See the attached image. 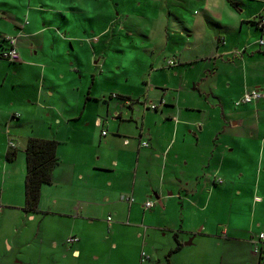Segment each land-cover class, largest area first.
Returning a JSON list of instances; mask_svg holds the SVG:
<instances>
[{"label": "rangeland", "instance_id": "1", "mask_svg": "<svg viewBox=\"0 0 264 264\" xmlns=\"http://www.w3.org/2000/svg\"><path fill=\"white\" fill-rule=\"evenodd\" d=\"M261 3L249 0L243 12L248 25L240 33L233 13L224 18L229 25L219 26L214 17L202 13L201 0H0L4 22L21 27L27 21L31 23L25 35L16 36L20 60H0V139L15 135L21 147L25 136L52 135L60 126L57 118L64 123L75 117L88 95L99 97L87 100L88 117L80 124L93 132L94 140L98 130L95 122L99 120L101 126L102 117L116 109L134 113V120L129 118L131 121L124 124L136 132V122L142 123L146 114L151 121L162 106V88L177 97V106L196 108L186 118L201 121L202 72L206 69L201 60H227L222 51L233 47L236 35L259 37L251 15L261 9ZM58 6H62L60 12ZM221 33L232 42H220ZM147 106L158 107H150L152 111L146 113ZM176 118L177 122L183 119ZM134 142L130 141L131 149L138 147ZM195 198L199 202L195 209L190 204L186 209L183 205L184 211L181 205L176 206L178 213L185 215V223L188 221L185 226L199 229L210 213L201 209L205 204V200L201 203V193ZM176 206L171 202L169 213L173 215ZM211 213L225 216L218 210L211 209ZM108 214H112L110 221ZM164 218L151 215L144 227L142 222L119 221L105 209L93 222L71 218L57 221L54 215L39 213L32 220L23 209L4 206L0 238L9 237L16 247L18 243L4 264H18L17 249L22 251L19 258L24 264H161L172 242H176ZM82 233L86 234L84 245V241L68 243L73 236L81 240ZM188 237L185 242L192 239ZM54 241L58 249H52ZM0 248L6 250L4 242H0ZM217 251L214 244H205L199 238L172 254L170 263L203 264V256L206 264H212L218 258ZM43 253L46 256L42 257Z\"/></svg>", "mask_w": 264, "mask_h": 264}, {"label": "crops", "instance_id": "2", "mask_svg": "<svg viewBox=\"0 0 264 264\" xmlns=\"http://www.w3.org/2000/svg\"><path fill=\"white\" fill-rule=\"evenodd\" d=\"M262 2L261 9L251 15L255 18L253 24L260 32L259 37L256 34L250 38L236 35L233 47L228 52L222 51L227 60H201L206 63L202 72L201 121H194L189 116L186 118L185 115L196 108L177 106V97H171L168 88H162V106L156 110L151 121L146 114L142 123L132 124L136 132L124 124L131 121L129 118H134V113L124 114L116 109L102 117L101 126L99 120L95 122L94 127L98 130L94 140L93 132L80 124L88 117L87 100L99 97L88 95L84 107L77 111L75 117L64 123L57 118L60 126L52 135L39 133L25 136L23 148L15 135L13 138L10 134L6 139L2 137L0 187L6 192L4 189L0 191V214L7 206L23 209L26 217L32 220L39 213L45 217L54 215L57 221L71 218L93 222L102 210L109 209L119 221L126 220L130 224L142 222L141 226L151 215L160 214L165 217V225L176 240L165 256L178 241L183 246L173 254L201 238L205 244H214L218 248V258L212 264H261L264 242L259 254L255 251V240L264 232V44L259 43L260 39L264 40V28L255 22L264 16V0ZM248 3L249 0H201V10L223 27L229 25L224 22L225 16L233 13L242 33L248 25V19L243 15ZM62 6H58L59 12ZM28 23V26L21 27L12 21L4 22L0 17V47L6 44V36L20 38L25 35L31 24ZM224 36L222 33L219 35L220 42H232ZM227 48L228 43H225L224 49ZM256 88L262 90L261 98L247 104H235L240 96ZM110 99L115 98L111 96ZM149 111L152 109L147 106L146 113ZM177 115L185 118L177 122L174 120ZM73 123L77 125L69 129ZM104 130H108L106 135ZM30 137L52 138L59 142V162L54 168L52 182L42 187L38 212L24 210L27 175L24 148ZM131 140L135 141L137 148L131 149ZM144 141L150 145L143 146ZM11 143L18 150L14 160L7 159ZM19 148L25 156L20 155ZM200 193L201 203L205 200L200 208L210 215L199 229H194L185 226L188 221L185 223L186 217L178 213L176 205H181L182 211L187 204L195 209L199 203L195 197ZM123 194L132 195L134 201L121 199ZM149 199L154 200L155 205L146 208L145 203ZM171 202L173 207L176 206L173 215L168 211L172 209ZM142 208L144 211L138 218ZM211 209L223 212L225 216L216 217ZM109 216L112 214L107 215V220ZM1 222L0 219V225ZM188 236L192 239L185 242ZM78 241H84V245L86 234L82 233ZM0 242L6 246V250L0 248V264H4L18 243L16 247L9 237H1ZM51 247L58 249V242L51 243ZM205 248L209 249L208 246ZM17 250V262L24 264L19 258L22 251ZM44 254L42 257L46 256ZM202 263H207L203 256Z\"/></svg>", "mask_w": 264, "mask_h": 264}, {"label": "trees", "instance_id": "3", "mask_svg": "<svg viewBox=\"0 0 264 264\" xmlns=\"http://www.w3.org/2000/svg\"><path fill=\"white\" fill-rule=\"evenodd\" d=\"M255 24L257 23L255 22ZM58 145L59 142L52 138L30 137L28 139L25 148L27 175L25 181L26 203L24 206V210L27 212L39 211L42 187L52 182L54 168L59 162ZM17 154L18 150L11 146L7 153V159L14 160ZM175 236L177 237L178 234ZM182 246L183 244L178 241L176 247L168 252L166 261L161 264H171L170 256L178 252Z\"/></svg>", "mask_w": 264, "mask_h": 264}, {"label": "built area", "instance_id": "4", "mask_svg": "<svg viewBox=\"0 0 264 264\" xmlns=\"http://www.w3.org/2000/svg\"><path fill=\"white\" fill-rule=\"evenodd\" d=\"M257 24L258 26L264 28V16H260L257 19ZM5 45H1L0 47V60L4 59V60H9L11 62H15L20 60L21 58V53L17 44V38L15 36H6L5 37ZM260 44H264V40L260 39L259 40ZM169 64H173V62H169ZM263 96V92L261 89H253L251 91L246 92L239 100L236 101V105H240V104H247L250 102H253L254 100H257L259 98H261ZM131 102V100H129V103ZM157 108L158 106H149V108ZM103 134L106 135L107 131L104 130ZM143 146H149V142L148 141H144L142 142ZM11 146H14L13 143H11ZM121 199L123 200H127V201H134V197L132 195H122ZM257 200H260L259 197L256 198ZM155 205V201L152 199H149L146 201L145 203V207L146 208H151ZM108 220H112V216L108 217ZM79 240L78 237L73 236L68 238V243H74L77 242ZM264 242V232L260 233L258 238L255 240V251L257 253H261L262 252V245L261 243ZM261 264H264V256L261 259Z\"/></svg>", "mask_w": 264, "mask_h": 264}]
</instances>
